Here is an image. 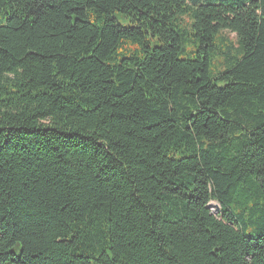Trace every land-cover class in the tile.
<instances>
[{"label":"trees","instance_id":"1","mask_svg":"<svg viewBox=\"0 0 264 264\" xmlns=\"http://www.w3.org/2000/svg\"><path fill=\"white\" fill-rule=\"evenodd\" d=\"M0 264H264V0H0Z\"/></svg>","mask_w":264,"mask_h":264},{"label":"rangeland","instance_id":"2","mask_svg":"<svg viewBox=\"0 0 264 264\" xmlns=\"http://www.w3.org/2000/svg\"><path fill=\"white\" fill-rule=\"evenodd\" d=\"M208 207L213 214H216L219 208V206L215 202H211Z\"/></svg>","mask_w":264,"mask_h":264}]
</instances>
